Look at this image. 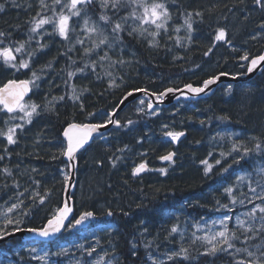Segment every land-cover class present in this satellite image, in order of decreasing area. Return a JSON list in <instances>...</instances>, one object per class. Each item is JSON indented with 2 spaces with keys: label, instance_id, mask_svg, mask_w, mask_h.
Here are the masks:
<instances>
[{
  "label": "trees",
  "instance_id": "trees-1",
  "mask_svg": "<svg viewBox=\"0 0 264 264\" xmlns=\"http://www.w3.org/2000/svg\"><path fill=\"white\" fill-rule=\"evenodd\" d=\"M253 3L254 0H195L194 10L202 13L204 20L208 15V20L201 26L210 28V23L224 16L223 12L229 13L237 6L252 7ZM27 7L28 5L26 8L14 10L15 13L7 19L9 22L7 28L19 27V33L28 29L24 24L34 16L36 13L34 10H39L40 6L37 5L31 10H27ZM5 16L8 15L0 13V19ZM0 30L3 29L0 27ZM198 34L193 42L179 46L174 56L169 57L166 54L169 50L164 48L163 41L156 39L155 46L150 47L145 43L141 45L142 41L131 40L136 44V57L148 67V73L154 80L146 76L141 77V82L131 81V85L125 86L121 92L115 94L113 92L110 95L105 93L106 96L100 88H91L89 95L80 97L79 105H75L73 100L64 99L52 109L36 115L28 129L21 133V141L16 147L0 144V156L3 157L0 159V216L4 215L6 210L4 202L20 200L22 202L20 210L28 214L20 216L19 227L42 228L62 208L68 182L65 181V175L69 176V166L61 155V149L66 146L63 133L69 124L106 123L110 112L116 109L120 99L133 90L162 92L165 88L159 87L164 83L160 85L157 83L160 73L165 77L172 75L171 77L178 79L176 83L170 85L173 87L203 85V81L210 76L207 73H198L197 68L210 59L206 57L213 54L209 51L212 37L209 33ZM10 36L12 40L14 35ZM60 44L59 41L49 44L35 64L37 70H42L46 75L51 69L65 66V60L62 62L63 52ZM259 44L260 48L255 47L249 40L248 46L243 44V53H236L237 56L222 55L218 71L229 74L247 72L250 60L260 55L264 49V40ZM206 52L208 55H205ZM246 54L249 59H242ZM233 61L236 63L235 66L232 64ZM227 63L232 66L227 68ZM73 69L76 67L69 70ZM9 76L10 72L0 64V85H4ZM82 84L92 87L91 79ZM97 84L105 87L101 79ZM34 98L35 93L29 99L31 101ZM139 102L132 104L129 109ZM156 111L150 115L147 112L130 116L131 124L128 121L122 122L120 129L96 141L78 156L80 170L81 166L87 165L89 178L93 180L89 186L90 198L86 204L87 212H92L93 217L87 219L83 225L89 220L96 222L118 220V229L111 241L116 242L121 251L119 264H132L130 261L134 257L130 254L129 245L130 240L136 238L132 237V234L139 224L145 222L148 227L162 225V216L157 217L156 213L151 212L155 202H146L145 199L156 200L157 204H160L158 203L160 196H171V200L179 203L173 205L167 202L166 208L170 212L178 210L180 202H183L188 216L205 217L221 210L220 204L228 203V197L218 187L220 184L224 186L230 183L237 174L253 168L256 162H261L264 166V73L249 83L222 85L208 100L181 102ZM222 116L228 119L221 120ZM169 131L186 132L187 135L180 144L174 145L168 141L169 136L166 133ZM223 135L226 138L220 142ZM106 138L110 139L108 144ZM258 142L262 144L261 150L255 149ZM234 144L241 148L240 152L232 151ZM244 147L251 149L247 155L243 154ZM173 150L176 151L177 157L172 162H177L179 167L168 169L164 173L157 171L156 175H151L157 181L153 185L141 184L140 179L146 174L132 177L131 171L134 166L148 161L151 167L156 163L154 161L156 157H162ZM119 153L123 154L122 165L118 163L116 156ZM224 153L226 156L222 157ZM53 156L56 158L53 159ZM237 160L238 163L235 162ZM113 161L118 164L114 166ZM168 163L171 162H163L160 169H165ZM8 172L11 175H8ZM103 181L107 185L103 186ZM32 190H36L38 194L33 196L30 194ZM41 197L44 199L42 204L39 202ZM74 198L75 202L82 199V193L77 191ZM141 201H145L146 205L141 206L139 204ZM116 202L120 210L114 206H107ZM96 204L102 209L109 207L108 210L112 211L113 215L108 216L106 213L99 217L96 213L98 210ZM77 217L76 207L74 221ZM8 227L11 231L12 226ZM0 229L3 227L0 226ZM15 247H22V244L13 241L7 244L4 250L12 251ZM188 261L192 259L182 260L179 264H190Z\"/></svg>",
  "mask_w": 264,
  "mask_h": 264
},
{
  "label": "rangeland",
  "instance_id": "rangeland-1",
  "mask_svg": "<svg viewBox=\"0 0 264 264\" xmlns=\"http://www.w3.org/2000/svg\"><path fill=\"white\" fill-rule=\"evenodd\" d=\"M69 2V0H61V5H53V0H46V3L50 6V8L55 7V14L50 10V8L43 10H41V8L39 10L35 9L34 11L36 13L34 16L24 24V26L28 27V29L19 33V27L7 28V24H9L7 19L10 18L13 13H15V9L26 8L27 5V10L34 9L37 5H39V0H15V6L13 4V0H0V4L4 5V10L0 11V13H2V15H8L0 19V27L3 29L0 30V32H4L6 34L4 37H0V39L3 40V44H0V48L13 47L14 49L15 47H18L20 43H25V49L23 52H14V55L17 56V62L20 59L29 60L30 67L28 69H20L19 71H16L14 69L4 67L2 59H0V64L6 69V71L10 72V78L7 79V81L12 79H24L32 81L34 79L32 73H37L39 79H36L35 83L32 85L35 91V98L38 101L37 105L41 106V109L38 110L40 114L52 109L58 102L63 101L59 99L61 96H64V99L73 100L69 98L72 95L73 86L76 87L77 94H79L80 97L87 94L89 95L91 88L96 87L100 88V91H102L103 95L105 93L110 95L113 92L114 94L115 92H121L125 86L131 85V81L138 83L141 82V77L146 76L147 78L149 77L150 80H154V78L148 73V67L144 63L142 64L143 61L141 59L136 57V44H133L131 40L137 39L127 35V29H129L130 26H137L139 24L138 21H133L131 19L127 21L125 24L126 31L121 33V36L123 37L122 44H115L110 49L107 46H101L91 55L84 54V50L86 48L94 47V41L98 42V37L95 34L89 35L88 32L84 31L85 13L87 17L90 18L89 27H91L93 23L97 24L100 28L105 30V35H108L109 39L111 40L112 23L110 22L105 24L104 22L100 21V15L106 12V14L111 17V21L115 22L119 20L120 17L128 14L130 11L128 8H122L117 13L111 8L107 10L101 8L100 0H94L92 5H87L85 7V11L81 13L80 17H71L69 23L70 28L73 29V31H70L69 33V40H64L61 38L55 32L53 24L44 25L43 28L39 30L38 34H33L30 32L34 17L37 21L40 18L48 17H51L55 21L61 11H63L65 14H68V9L64 8L63 4ZM149 2H151V0H149ZM159 2L165 3L171 16V19L165 26L167 31L165 32L163 29H161V34L155 38L160 42H164V48L169 50L166 53L167 57L174 56L179 46L187 45L193 42L195 37L199 35L198 33H209L211 35L212 39L209 49H211L213 54L206 57V59L210 58L207 62H204L198 66V73H207L210 77H213V75L217 76L221 73V71H218V69L220 66L219 64L221 63L220 59L222 55H226L228 53L227 55L237 56L236 53H243V44L248 46L249 40L250 43H252L255 47L260 48L261 45L259 43L264 40V28L260 27L261 24H264V8L256 5L255 0L252 7L246 6L241 8L237 6L236 9H231L229 13L223 12L224 16L220 17L218 21L212 24L210 23V28H208L209 26H201L205 21L208 20V15L206 20L203 18L204 15H195V13H197V11L194 10V8H196L195 0H159ZM38 12L41 13L40 16H37ZM188 13L193 14V30L191 33H189L186 25L184 24V19ZM177 29H179V31H177ZM221 29L225 31V39L222 41H217L215 36ZM151 30L155 31L154 27H152ZM10 35H14V38L16 37L14 41V38L11 40ZM17 35L19 36L17 37ZM30 37L31 40H29ZM77 38L82 39L84 43L82 45L76 43ZM150 40H152V37H148L147 40L141 38L138 41H142L140 43L141 45L145 43V45L148 46V41ZM46 41L48 42L46 43ZM56 41L61 43L60 45L63 52L62 62L65 60V66L59 69H51L45 75L42 70L36 69L35 64L49 44ZM42 45L43 47H41ZM69 49L72 50L69 51ZM105 51L108 52V55L111 59L100 61L99 57L102 56ZM263 52L264 49L260 52V55ZM30 53L32 55L29 59ZM117 59H122L125 61V63L114 64L113 62ZM136 59H138V61ZM93 61L96 62L95 72H93L91 68ZM85 63L89 64L90 67L86 68L84 72L77 71L78 69L83 68ZM232 64L234 66L236 65L234 61ZM232 64L229 66V63H227L226 67H231ZM73 67H76V69L69 70ZM69 72L74 73L71 78L68 76ZM108 73H111V75ZM92 74L95 75V78H92L94 81L91 80L92 87L82 84L83 82L88 81V79H91L90 76ZM171 76L167 75V77H165L162 73L159 74V79H156L158 81L157 83L159 85L164 83V85L160 86L159 89L170 87V85L178 81V79ZM99 79L102 80L105 87L99 86L97 84ZM85 89H87V91H85ZM106 94L104 96H106ZM35 98L31 101L28 99L24 103L36 104ZM88 98L90 99L91 97L88 96ZM141 101H143V103H141ZM74 104L79 105L78 101H75ZM148 105L149 101L147 99H141L140 102L135 105V107L128 109L123 114V116L120 117L121 122L129 121L130 116L135 115L136 113L141 114L148 112L150 115L157 112L155 111L150 113L148 111ZM13 115L18 118L11 119L10 117ZM22 116V112L7 114L0 107V131L7 132V128L15 124H21L23 126L22 131L20 129H17L16 131L17 143L8 145L5 136L0 135V144L4 146L16 147V145L21 141V133L28 129L30 125L26 122V118L19 119V117ZM35 116L36 115H34L33 118ZM225 138L226 136L223 135L220 139V142ZM109 142L110 139L106 138V143L108 144ZM116 156L118 157V163L122 165L121 161L123 154L119 153ZM225 156L226 154L224 153L222 157ZM154 161L156 163H154V165L151 163L152 165L148 173L142 179H140L142 181L141 184L153 185L155 182H157L154 179V176L151 175H156V172L162 168V159L161 157H156ZM118 163L116 161L112 162L114 166H116ZM142 163L149 162L144 161ZM83 166H81L79 175L80 181L78 183L77 189L78 193H82V199H77L76 201V207L78 208L77 219L84 212L88 211L86 204H88L87 199L90 198L89 186L93 181L89 178L90 172H88L87 165L84 167ZM135 167L136 166H134L133 169ZM177 167H179L177 162H171L165 166V170ZM133 169L131 173H133ZM131 175L134 177L133 174ZM257 181H260L261 185H264V166L261 162L254 163L253 168H251L248 172L237 174L235 179L230 183H227L224 186H221L220 184L218 187L221 188L223 193H225V196L228 197V203L220 204L222 209L217 210L214 214L206 215L205 217L200 218L188 216L185 212L183 202H180L178 210L170 212L168 208H166L167 202H170L173 205L179 203L175 200H171V196H160L161 199L158 203L161 205L157 204L156 200L148 201V199H145L146 202H155V206L152 208L151 212L156 213L158 217H160V215L162 216V225H160V227H158V225H152L148 227L145 222H142L136 227L134 233L132 234V237L135 238L136 236V238L131 239L129 245L130 254L132 257H134L133 259L130 258V262H132V264H152V261L155 260L156 264H160L161 261H163L164 264H174L177 260H168V255L174 251H179L180 247L183 245L184 247L189 248L190 259H192L190 264H232V256L228 253H219L215 257L199 255V252L204 251V248L201 246L200 241H197L196 244L192 243L194 239L193 233H195L196 236H205L213 232L221 231L223 230L222 225L220 224L222 219L226 220L229 229L239 231L237 229L236 218L239 217L241 220L247 221L248 218L243 215L244 213L249 212L256 205L264 206V201L256 199L255 194L249 191V185H251L252 187H256L257 193L264 194L262 193L261 187L257 185ZM102 185L105 186L107 184L105 181H103ZM226 188L233 189L231 195L225 191ZM161 193L163 192L161 191ZM30 194L34 196L37 195L38 192L36 190H32ZM232 198H236L237 201L244 200V204H240L239 202L232 204ZM249 198H252V202H249ZM14 203L18 204L19 207L14 209L12 212H8V208ZM117 204L118 203L116 202L114 205L107 206H114L120 210V206ZM139 204L141 206L146 205L145 201H141ZM3 205L4 208L6 206V210L4 215L0 216V226L4 227L6 218L19 220L20 216L23 215V212L20 210L22 206L20 200H10L4 202ZM225 205L228 207H224ZM96 206L98 209L96 213L99 217L109 211V207L102 209L98 207L100 206L99 204H96ZM104 206L106 205H101V207ZM16 216H18V218ZM259 216L260 213L257 212V217ZM151 218L156 219V217ZM255 225L256 227H259V219L255 221ZM173 226L177 228L176 233H171V228ZM117 229V219H108L98 222L89 220L83 226L76 225L74 221L58 242L45 245L33 243L24 247H15L12 249V251L0 250V264H97V261H99L101 257H103V264H119V261L122 257L121 251L118 244L111 241L115 237L114 235L116 234ZM97 241H99V243H97ZM148 242H151L150 247H146ZM132 243L137 245L135 249L132 248ZM255 243H259V239L250 242V244ZM81 245H83V248L80 247ZM236 246L244 247L245 245L237 241ZM92 247H95L96 251L93 252L91 256H88L87 251ZM32 248H35L36 252H31L30 249ZM251 250L254 251V249ZM133 252H135V255H133ZM45 253H47L46 256ZM37 257H44V259L41 260ZM236 258L241 259L245 257L237 256Z\"/></svg>",
  "mask_w": 264,
  "mask_h": 264
},
{
  "label": "snow or ice",
  "instance_id": "snow-or-ice-1",
  "mask_svg": "<svg viewBox=\"0 0 264 264\" xmlns=\"http://www.w3.org/2000/svg\"><path fill=\"white\" fill-rule=\"evenodd\" d=\"M94 0H70L69 3L63 4L64 8L68 9V14H65L61 11L58 15V18L54 21L51 17L48 18H40L38 21L33 18L32 27L30 28V32L33 34H38L39 30L43 28L44 25L53 24L55 28V32L64 40H69L70 31L73 29L70 28V19L71 17H80L81 13L85 11V7L87 5H91ZM13 4L15 6V0H13ZM255 4L264 8V0H255ZM53 5H61V0H53ZM39 6L41 10L50 8V6L46 3V0H39ZM101 8L107 10L111 8L115 12H119L122 8H128L130 11L127 15L120 17L119 20L112 22L111 17L105 13H102L99 17V20L104 22L105 24L112 23L111 27V40L109 39L108 35H105V30L100 28L97 24L93 23L91 27H89L90 18L87 17L85 13L84 18V31L88 32L89 35L95 34L98 37V42L94 41L93 48H86L84 50L85 55H91L96 49L100 48L101 46H107L109 49L112 48L115 44H122L123 37L121 33L126 31L125 24L129 19L133 21H138L139 24L137 26H130L127 29V35L131 36L137 40L143 38L146 39L148 37H152V40L148 41L149 46L153 47L156 44V37H158L161 33L160 30L163 29L165 32L167 28L165 27L168 21L171 19L170 13L168 8L166 7L165 3L159 2V0H100ZM4 10V5L0 4V11ZM51 11L55 14V7L50 8ZM41 13H37V16H40ZM192 13H188L186 18L184 19V24L186 25L189 33L193 30L192 24ZM195 15L200 16L202 13H195ZM149 26V27H145ZM154 27L155 31L151 30ZM261 28H264V24L260 25ZM179 31V29H177ZM6 34L4 32H0V37H4ZM225 31L223 29L219 30L215 36L217 41H222L225 39ZM190 39V37H189ZM31 40V37L29 38ZM76 43L83 44L84 41L80 38H77ZM0 44H3V40L0 39ZM43 47V45L41 46ZM25 49V43H20L18 47H3L0 48V59H2L3 66L14 69L19 71L20 69H28L30 67L29 60L20 59L17 62V56L14 55L16 53H22ZM72 49H69L71 51ZM211 51V49H209ZM31 53L29 54V59L31 58ZM205 55H208L206 52ZM100 61L110 60L111 58L108 55V52L105 51L102 56L99 57ZM244 60H248L249 57L246 54L242 57ZM264 62V55L257 56L251 59L250 65L247 68L249 73L253 72L261 63ZM114 64H124L125 61L122 59H117L113 62ZM90 67L89 64L85 63L83 68L78 69L79 72H84L86 68ZM92 71H96V62L93 61L91 65ZM111 75V73H108ZM34 79L32 81L29 80H9L3 87H0V105L3 106V110H6L8 114H13L16 112H22L23 116L19 117V119H25L27 123L32 122V118L34 115H39L40 112L38 111L41 109L40 105L37 104H27L24 103V98L27 93L30 91L29 85L34 84L36 79H39V76L36 72L32 73ZM74 75L73 72H69L68 76L71 78ZM221 75H225V73H221ZM219 76H213L209 79L203 81V87H193L191 84L187 85L188 91H190L194 96L199 95L200 93L204 92L205 89L209 87V85L215 84L219 80ZM87 91V89H85ZM173 89H167V92H172ZM229 91H231V87H229ZM160 93V96H164L167 94ZM132 92H128L125 99L129 96H132ZM64 96L59 97L60 100H64ZM73 99V101H79L80 95L77 94V89L75 86L72 87V95L69 97ZM143 103V101H141ZM81 110H83V105H80ZM148 108L151 109L152 105L149 104ZM94 115V114H90ZM11 119H17L16 116H11ZM221 120H226L228 117L222 116L220 117ZM7 123V122H5ZM108 124H115L117 127L120 126L119 121H113L110 117L107 119ZM129 124L132 123L131 120L128 121ZM203 123V121H202ZM105 127L104 123H71L69 124L67 130L64 131L63 135L66 140V146L61 149V155L65 156L69 162H73L76 160V154L85 147L86 144L89 143L90 139L92 138V134L97 132L100 128ZM17 129L23 130V126L21 124L11 125L7 128V132L0 131V135L5 136L8 145H13L17 143L16 139V131ZM184 132H173L169 131L166 133L167 136L171 137L173 141L178 140L181 136H183ZM262 144L256 143L255 149L261 150ZM232 151L240 152L241 148L237 147L235 144L233 145ZM251 151L247 147L243 148V154L247 155ZM5 152H7V148H5ZM175 154L169 152L167 155L161 157L162 160L171 161ZM223 155V154H222ZM56 157L53 156V159ZM0 159H3L0 156ZM235 162H239L238 160ZM206 163V161H205ZM219 163V161H217ZM71 163L69 167H71ZM146 170V164L140 163L137 167L133 169V176L139 175L141 172ZM211 169L209 168L208 171ZM35 171V169H33ZM160 172L164 173L165 169H159ZM7 172V169H5ZM8 175H11L8 172ZM70 179L68 175H65V181L67 182ZM258 186L261 187L262 193H264V185H261L260 181L256 182ZM225 191L231 195L233 189L226 188ZM249 191L255 194L256 199H260L264 201V194L257 193L256 187H252L249 185ZM243 195V194H242ZM41 204L44 203L43 197H41L40 201ZM239 202L240 204H244V200L237 201L236 198H232L231 203L236 204ZM249 202H252V198H249ZM22 203V202H21ZM19 207L18 204H12L11 207L8 208V212H12L14 209ZM224 207H228L225 205ZM71 209L65 206L59 213L58 216L53 217L52 219L48 220L47 227L43 229H35V228H21L19 227L20 221L13 220L11 218H6L5 225L3 229H0V240H5L8 236L13 235L15 232H33L41 237H50L55 233L59 232L61 228L64 226V221L67 219L68 214L70 213ZM257 212L260 213V216L257 217ZM27 215L28 213H23ZM126 214V213H125ZM108 216H112V211L107 212ZM127 215V214H126ZM248 219L241 220L237 217V230H231L228 227L226 220L222 219L220 224L222 225L221 231L210 233L209 235L205 236H196L193 233V244H196L197 241L201 242V246L204 248V251L199 252V255L202 256H213L215 257L219 253H228L232 256V264H264V206L256 205L252 208L249 212L244 213ZM93 217L92 212H84L78 219L75 220L76 225L83 224L87 219ZM259 219L260 225L256 227L255 221ZM215 223V222H214ZM8 226H12V230H9ZM177 228L173 226L171 228V233H176ZM259 239V243L250 244L251 241ZM239 241L241 244H244V247H237L236 242ZM99 243V241H97ZM132 248L135 249L137 245L132 243ZM151 242L146 244V247H150ZM83 248V245L80 246ZM251 249H254L251 250ZM31 252H36L35 248L30 249ZM96 251L95 247H92L87 251V255L91 256L93 252ZM59 254V253H58ZM47 253H45V256ZM135 255V252H133ZM237 256H243L245 258L237 259ZM38 259L43 260L44 257H37ZM151 258V257H150ZM189 260L190 253L189 248L184 247L183 245L180 247L179 251H174L170 255H168V260ZM97 264H103V257L97 261ZM152 264H156V261L153 260ZM160 264H164L163 261Z\"/></svg>",
  "mask_w": 264,
  "mask_h": 264
},
{
  "label": "water",
  "instance_id": "water-1",
  "mask_svg": "<svg viewBox=\"0 0 264 264\" xmlns=\"http://www.w3.org/2000/svg\"><path fill=\"white\" fill-rule=\"evenodd\" d=\"M261 55H264V52ZM250 62H251V60H250ZM250 62H249V65H250ZM263 73H264V62H262L261 65L258 66L256 69H254V71L251 73H249L248 71L245 73L236 74V75L235 74H229V73H225V75H221V73H220L217 75L220 78L215 84L209 85V87L207 89H205L204 92L200 93L199 95H195V96L190 91H188L187 86L180 87V88H176L173 86L167 87L160 93L167 92V89H169V88L173 89V91L167 92V94L164 96H160V93L152 92V91L147 90V89L133 90V91H131L133 93V95L129 96L127 99H125V96H127L128 93L125 94L123 96V98L121 99V101L119 102L116 109L114 111H112L110 114V118L113 121H119L120 126L117 127L115 124H108L107 122L104 123L105 127H102L97 132L93 133L92 138L90 139L89 143L86 144L85 147L83 149H81L76 154V160L75 161L69 162L67 160V158L64 156V159L67 162L68 166L70 163L72 166L69 167L70 179L68 180L66 187H65V191H64V204L55 216H58L60 211L65 206L70 208L71 211L68 214L67 219L64 221V226L61 228V230L59 232L55 233L54 235H51L50 237H47V238L41 237V236H39L33 232H27V231L15 232L13 235L8 236L5 240H0V246L9 242V241L14 240V239H21L22 242H24V243H33V242H35V243H48V242H54V241L60 239L62 234H64L67 231L68 227L71 225L72 221L75 218L76 202H75L74 196H75V193L77 192V189H78L79 170H80L78 156L82 152H84L85 150H87L88 148L93 146L96 141H98V140L106 137L107 135H110L112 132L120 129L122 126L120 116L125 111H127L132 104L138 102L141 99H147L149 101V104L152 105V108L151 109L148 108V111L150 113H153L154 111H156L158 109H162V108L167 109V108H170V107L177 105L181 102L204 101V100H208L211 97H213L216 94L218 88L220 86H222L223 84H245V83H249L251 81H254L258 76L262 75ZM12 80H17L19 82V81H22L24 79H12ZM192 86L193 87H203V85H201V86L192 85ZM0 87H3V85ZM29 88H30V91L25 96L23 102H26L34 94V87L32 84L29 85ZM0 106L3 108L2 105H0ZM4 111H5V113H7L6 110H4ZM74 123H77V122H74ZM68 126L65 128V130H67ZM185 137H186V133L176 141H173L171 139V137L168 138V141L170 143L178 145V144H180L181 141H183L185 139ZM63 139L66 142L64 135H63ZM168 153L169 152H167V154ZM172 153H174L175 155L173 156L171 161L175 160L177 157V154L175 151H172ZM167 154H165V155H167ZM162 161L163 162H169V161H165V160H162ZM145 164H146V170L141 172L139 175H136L135 177L143 176L149 171L150 164L149 163H145ZM55 216H53V217H55ZM45 227H47V223L43 228H45ZM43 228H35V229L39 230V229H43Z\"/></svg>",
  "mask_w": 264,
  "mask_h": 264
},
{
  "label": "flooded vegetation",
  "instance_id": "flooded-vegetation-1",
  "mask_svg": "<svg viewBox=\"0 0 264 264\" xmlns=\"http://www.w3.org/2000/svg\"><path fill=\"white\" fill-rule=\"evenodd\" d=\"M90 78H91V80H92V78H95V75L92 74V75L90 76ZM85 79H86V78H85ZM92 81H94V80H92ZM14 240H15V241H19V243L22 244V247L28 245V243H24V242H22L21 239H14ZM10 243H11V242H10ZM7 244H9V243L7 242V243L3 244L4 246L1 245L2 247L0 246V250H4V249H5L4 247H5ZM181 261H182V260H177L175 263H176V264H179ZM188 263H190V261H188Z\"/></svg>",
  "mask_w": 264,
  "mask_h": 264
},
{
  "label": "bare ground",
  "instance_id": "bare-ground-1",
  "mask_svg": "<svg viewBox=\"0 0 264 264\" xmlns=\"http://www.w3.org/2000/svg\"><path fill=\"white\" fill-rule=\"evenodd\" d=\"M189 4V3H188ZM243 4V3H242ZM250 9V8H249ZM263 14V13H262ZM256 16V15H255ZM263 17V16H262ZM260 23V22H259ZM242 30V29H241ZM257 40V39H256ZM252 48V47H251ZM136 50V49H135ZM224 52V51H223ZM228 54V53H227ZM215 66V65H214ZM211 68V67H210ZM208 70V69H207ZM201 72V71H200ZM232 73V72H231ZM260 77V76H259ZM258 88V87H257ZM35 92V91H34ZM239 95V94H238ZM199 102V101H198ZM186 103V102H185ZM201 108V107H200ZM126 112V111H125ZM230 117V116H229ZM115 132V131H114ZM262 137V136H261ZM201 138V137H200ZM248 145V144H247ZM204 148V147H203ZM192 150V149H191ZM102 151V150H101ZM198 153V152H197ZM202 154V153H201ZM199 155V154H198ZM204 156V155H203ZM188 158V157H187ZM186 161V160H185ZM152 163V162H151ZM163 163V162H162ZM192 169V168H191ZM116 172V171H115ZM117 173V172H116ZM148 173V172H147ZM197 177V176H196ZM200 208V207H199ZM204 208V207H203ZM158 217V216H157Z\"/></svg>",
  "mask_w": 264,
  "mask_h": 264
}]
</instances>
